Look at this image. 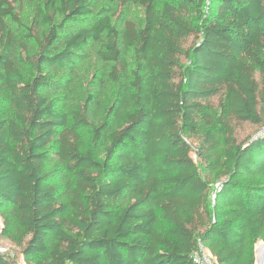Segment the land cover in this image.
I'll list each match as a JSON object with an SVG mask.
<instances>
[{
  "label": "trees",
  "instance_id": "16d2710c",
  "mask_svg": "<svg viewBox=\"0 0 264 264\" xmlns=\"http://www.w3.org/2000/svg\"><path fill=\"white\" fill-rule=\"evenodd\" d=\"M0 216L26 264H255L264 0H0Z\"/></svg>",
  "mask_w": 264,
  "mask_h": 264
},
{
  "label": "rangeland",
  "instance_id": "374dc122",
  "mask_svg": "<svg viewBox=\"0 0 264 264\" xmlns=\"http://www.w3.org/2000/svg\"><path fill=\"white\" fill-rule=\"evenodd\" d=\"M255 128H256L255 126L244 125L242 129H239L238 131L239 137L240 138L246 137L247 135L253 133ZM2 226H3V220L0 216V229L2 228ZM260 243L261 242H259L258 245H260ZM0 250L11 255L17 264H26L24 261V256L21 252V248L17 247L15 244L11 243L7 239H2V241L0 242Z\"/></svg>",
  "mask_w": 264,
  "mask_h": 264
},
{
  "label": "built area",
  "instance_id": "2783aa9c",
  "mask_svg": "<svg viewBox=\"0 0 264 264\" xmlns=\"http://www.w3.org/2000/svg\"><path fill=\"white\" fill-rule=\"evenodd\" d=\"M262 244L263 243H260V245L256 246L255 264H264V253L262 252V248L264 249V244ZM193 259L197 264H217L213 256L208 252L202 243H199L195 249L193 253Z\"/></svg>",
  "mask_w": 264,
  "mask_h": 264
},
{
  "label": "bare ground",
  "instance_id": "6f19581e",
  "mask_svg": "<svg viewBox=\"0 0 264 264\" xmlns=\"http://www.w3.org/2000/svg\"><path fill=\"white\" fill-rule=\"evenodd\" d=\"M262 252L264 253V249L262 248Z\"/></svg>",
  "mask_w": 264,
  "mask_h": 264
},
{
  "label": "clouds",
  "instance_id": "9594fccd",
  "mask_svg": "<svg viewBox=\"0 0 264 264\" xmlns=\"http://www.w3.org/2000/svg\"><path fill=\"white\" fill-rule=\"evenodd\" d=\"M261 243H263V242H261ZM264 244V243H263ZM258 245V244H257Z\"/></svg>",
  "mask_w": 264,
  "mask_h": 264
}]
</instances>
